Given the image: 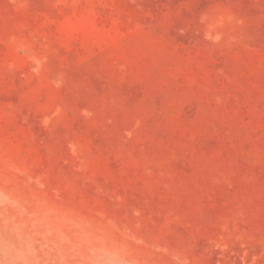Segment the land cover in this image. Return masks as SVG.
I'll return each mask as SVG.
<instances>
[{
  "label": "rangeland",
  "instance_id": "1",
  "mask_svg": "<svg viewBox=\"0 0 264 264\" xmlns=\"http://www.w3.org/2000/svg\"><path fill=\"white\" fill-rule=\"evenodd\" d=\"M264 264V0H0V264Z\"/></svg>",
  "mask_w": 264,
  "mask_h": 264
},
{
  "label": "clouds",
  "instance_id": "2",
  "mask_svg": "<svg viewBox=\"0 0 264 264\" xmlns=\"http://www.w3.org/2000/svg\"><path fill=\"white\" fill-rule=\"evenodd\" d=\"M100 264H118L117 258L107 252L100 253Z\"/></svg>",
  "mask_w": 264,
  "mask_h": 264
}]
</instances>
